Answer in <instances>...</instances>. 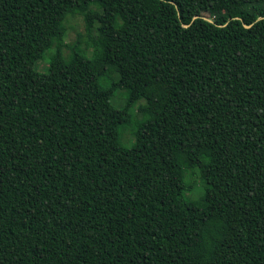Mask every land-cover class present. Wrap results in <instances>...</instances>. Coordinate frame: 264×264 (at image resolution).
Here are the masks:
<instances>
[{
    "label": "trees",
    "instance_id": "1",
    "mask_svg": "<svg viewBox=\"0 0 264 264\" xmlns=\"http://www.w3.org/2000/svg\"><path fill=\"white\" fill-rule=\"evenodd\" d=\"M0 264H264V0H0Z\"/></svg>",
    "mask_w": 264,
    "mask_h": 264
},
{
    "label": "rangeland",
    "instance_id": "2",
    "mask_svg": "<svg viewBox=\"0 0 264 264\" xmlns=\"http://www.w3.org/2000/svg\"><path fill=\"white\" fill-rule=\"evenodd\" d=\"M65 26L67 29V33H66V42L67 43H76L78 41V39L80 38L81 35V43L80 46L77 48V50H82L85 44V40L86 38V33H85V24H84V19L83 16L80 14H76V15H69L65 21ZM55 51V49L51 50H47L44 58L40 59L36 65H35V69L41 73H44L48 70V65H49V60H50V55ZM69 50L66 48L65 49V54H68ZM107 83L110 82V79H107L106 81ZM127 96L128 93L125 90H118L116 91L115 96L113 97V103L117 108H120L124 105V103L127 100ZM145 100L142 99L140 101H138L136 103V105L133 108V112L135 114H139L138 112V107L141 104H144ZM141 118L140 116L137 117V115H133V120H132V125L130 126H123L120 129V140H121V144L126 146V147H131L134 142H135V137H133V140L131 138L126 139L125 135L126 132H130V131H134L137 127V125L140 123ZM194 181L195 183V189L192 192H188L185 194V198L188 200H196L201 198V195L203 194L204 191V185L203 182L201 181L200 177L198 175H196L194 177Z\"/></svg>",
    "mask_w": 264,
    "mask_h": 264
},
{
    "label": "water",
    "instance_id": "3",
    "mask_svg": "<svg viewBox=\"0 0 264 264\" xmlns=\"http://www.w3.org/2000/svg\"><path fill=\"white\" fill-rule=\"evenodd\" d=\"M245 26H246V27H250L251 25H247V24H245Z\"/></svg>",
    "mask_w": 264,
    "mask_h": 264
}]
</instances>
